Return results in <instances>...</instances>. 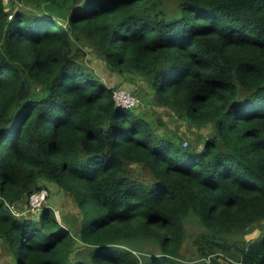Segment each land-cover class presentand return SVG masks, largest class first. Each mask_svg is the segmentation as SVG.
<instances>
[{
	"label": "trees",
	"instance_id": "obj_1",
	"mask_svg": "<svg viewBox=\"0 0 264 264\" xmlns=\"http://www.w3.org/2000/svg\"><path fill=\"white\" fill-rule=\"evenodd\" d=\"M175 1L0 0V240L16 264H264V0ZM78 46L213 136L160 133ZM46 181L79 227L51 203L12 211Z\"/></svg>",
	"mask_w": 264,
	"mask_h": 264
},
{
	"label": "rangeland",
	"instance_id": "obj_2",
	"mask_svg": "<svg viewBox=\"0 0 264 264\" xmlns=\"http://www.w3.org/2000/svg\"><path fill=\"white\" fill-rule=\"evenodd\" d=\"M169 3L174 5L176 4V1L169 0ZM77 49L80 61L92 68L106 85L113 88H125L133 95L139 97L140 104L135 110L138 111V113L140 112L139 114L145 115L149 120L154 121L160 133L181 135L184 142H193L200 146H202L203 141L206 138L213 136L214 127L212 124L197 126L187 120L179 119L175 111L158 104L155 98V92L151 87L148 78L138 74L113 71L108 65H106L105 61L95 53L93 48L78 46ZM131 169L135 174H140L139 176L141 178L150 179L151 177L149 171L138 164H132ZM45 185H47L49 191L47 204L49 205V203H51L55 205L53 207L60 219L61 216H65L67 220L74 221V225L79 227L80 222L84 219L85 215L81 211V208L75 203L74 199L54 183L46 181ZM18 211L21 214L23 213V216L30 215V213L27 212V205L21 207ZM62 222L63 224H66L64 221ZM190 233H195V231ZM259 234L260 230H256L254 233L246 237L248 239H254L259 236ZM190 245L191 243L188 242L183 248V252L186 254L185 262L196 263L197 261L192 257L193 251L190 248ZM16 252L17 251L12 253L4 242L0 240V264H16Z\"/></svg>",
	"mask_w": 264,
	"mask_h": 264
},
{
	"label": "built area",
	"instance_id": "obj_3",
	"mask_svg": "<svg viewBox=\"0 0 264 264\" xmlns=\"http://www.w3.org/2000/svg\"><path fill=\"white\" fill-rule=\"evenodd\" d=\"M114 97L119 105H122L126 108L133 109V108L138 107L140 104L139 97L136 95H133L131 92H129L125 88L115 89ZM187 144L188 142L185 141V145ZM48 197H49V191L47 188H41L28 195L27 212L30 213V216H36L38 213L42 214L44 209L47 207ZM11 209L18 217L23 216V213L21 214L18 211V209H16L15 205H12Z\"/></svg>",
	"mask_w": 264,
	"mask_h": 264
},
{
	"label": "water",
	"instance_id": "obj_4",
	"mask_svg": "<svg viewBox=\"0 0 264 264\" xmlns=\"http://www.w3.org/2000/svg\"><path fill=\"white\" fill-rule=\"evenodd\" d=\"M41 218V213H38L36 216H33V220H39Z\"/></svg>",
	"mask_w": 264,
	"mask_h": 264
}]
</instances>
